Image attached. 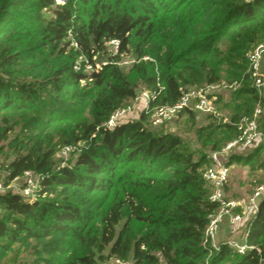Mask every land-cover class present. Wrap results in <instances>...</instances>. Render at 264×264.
I'll return each mask as SVG.
<instances>
[{
    "label": "trees",
    "instance_id": "obj_1",
    "mask_svg": "<svg viewBox=\"0 0 264 264\" xmlns=\"http://www.w3.org/2000/svg\"><path fill=\"white\" fill-rule=\"evenodd\" d=\"M194 5L203 18H195ZM110 39L118 41L114 54L106 49ZM259 43L264 0H0V151L8 131L22 130L9 142L13 154L0 167L3 181L18 180L25 170L43 174L31 201L13 189L0 193V253L34 242L47 256L32 264H262L264 193L240 232L251 247L242 254L226 241L210 248L203 232L217 205L208 200L202 176L208 154L194 156L180 135L148 128L145 110L136 120L104 126L134 98L139 82L151 94L150 108L174 103L190 86L238 81L229 90V120L206 114L211 120L195 130L202 141L220 129L228 140L236 137V125L257 99L246 52ZM130 54L136 61L123 70L121 55ZM146 54L157 60L156 69L141 59ZM226 92L217 96V109L227 106L218 105ZM261 109L257 127L264 139V101ZM179 114L199 113L186 108ZM75 120L78 134L58 130ZM78 140L84 144L74 162L54 168V153ZM225 143L214 140L210 151ZM263 150L259 141L232 151L226 164L262 160ZM244 201L237 200L236 211ZM137 221L143 226L135 227Z\"/></svg>",
    "mask_w": 264,
    "mask_h": 264
},
{
    "label": "built area",
    "instance_id": "obj_2",
    "mask_svg": "<svg viewBox=\"0 0 264 264\" xmlns=\"http://www.w3.org/2000/svg\"><path fill=\"white\" fill-rule=\"evenodd\" d=\"M61 2V0H57ZM106 49L109 53H116L118 48V41L110 39L106 43ZM264 44L259 43L253 46L246 52L247 67L246 72L251 79V86L256 92V102L253 111L250 115L244 116L240 121V132L236 137L225 143L218 149L212 150L208 154L209 164L204 168L202 176L208 185L209 194L208 200L216 203V209L207 215V224L203 232V242L208 244L210 248H215L213 243L217 236L220 225L225 222L229 226L246 224L256 213L257 204L260 196L264 193V182L255 186L252 192L247 196L242 204L241 210L236 211L237 200L228 198L225 194L224 184L229 175V166L227 158L230 152L235 150H242V148H251L259 141L264 146V139L261 137V132L257 127V119L261 114V102L264 101ZM135 58L129 55H121L118 64L122 66H131L135 62ZM90 67V65H86ZM96 69L99 64H96ZM238 81H215L199 86H190L181 91V94L174 103L152 106L149 108L150 92L146 88H141L136 91L133 103L137 102L141 105L145 112L150 116L151 124L159 126L175 116H177L184 109L189 108L200 114H209L211 116H218L216 108L217 96L229 90L237 88ZM131 105H124L115 109L106 119L104 126L113 127L118 120L131 109ZM251 146V147H249ZM71 150L70 145H63L58 153L61 157H65ZM262 160L264 163V150L262 153ZM43 174L36 173L31 170H25L20 177V185L17 186L4 184L2 170L0 168V193L6 189H14L22 195V197L31 201L37 195L40 181ZM228 247L234 249L237 253L242 254L251 246L247 245L244 238L240 240L229 239L226 241ZM113 264H132L130 261L113 260ZM264 264V261L263 263Z\"/></svg>",
    "mask_w": 264,
    "mask_h": 264
},
{
    "label": "rangeland",
    "instance_id": "obj_3",
    "mask_svg": "<svg viewBox=\"0 0 264 264\" xmlns=\"http://www.w3.org/2000/svg\"><path fill=\"white\" fill-rule=\"evenodd\" d=\"M174 1L181 2L182 0H170L171 3ZM195 12V18H203L200 16L199 12H201V9L198 7V5H194ZM204 10V9H203ZM42 14L48 15L44 10H42ZM24 45H18L17 48H20ZM27 51L24 50L22 52L26 53ZM102 57V61L106 58L105 54ZM131 57H136L135 54H130ZM144 61H148L149 67L156 69L158 67L157 60L154 57H151L150 55L146 54L142 58ZM82 58L78 56L73 63L72 68L74 70L80 69V62ZM138 61V60H137ZM71 62V61H70ZM35 63L37 64V68L40 69L42 63L40 59H36ZM123 70H130L131 66H120ZM263 67H264V58H263ZM85 72H90L91 68L85 66L83 69ZM225 67H222L219 74L221 75V79H225ZM223 75V76H222ZM85 81H81L80 85H84ZM144 88L143 85L139 82L137 84L136 91ZM231 93L227 91L224 93L221 98L219 99L218 105L222 106L224 102H228L227 106L223 109H217L218 116L222 118L223 121H228L230 116V108L233 106V102L231 101ZM124 105H131V109L125 113L119 120L118 123L130 121V120H136L139 118L140 113L143 111L141 105L137 102H134L132 100H129L127 102H124ZM86 114V113H85ZM146 118H145V124L148 128L153 129L154 131H172L176 134L180 135L186 146L193 150L194 156H198L201 154H209L210 152V145L215 140L217 144L222 145L223 143H227L228 141V134L227 132H224L223 129H220L216 132V135L213 140H207L202 141L203 136H197L196 135V128L206 124L211 119H207L204 114H197L194 117L187 116L185 114H178L171 120L159 125L154 126L151 124L150 116L148 112H145ZM82 118V115H81ZM79 120L72 121L68 123L67 125L59 128L58 130L67 129L68 131H74L75 134H78L79 132ZM237 128H240V124L236 125ZM22 130L20 127L15 126L12 130L8 131L6 134V137L4 138V141L2 145L4 146L3 149L0 151V167L2 170L4 169V166H6V162L13 154V148L10 147L9 142L14 140L15 137H17V134L20 133ZM233 139V138H232ZM17 141V140H15ZM84 144L82 140H78L77 142L73 143L71 146L70 152L65 156L61 157L56 151L52 157L53 161V167L56 168L58 165H71L74 162V158L77 154V152L80 150V147ZM251 147V146H249ZM247 148H242V151L244 152ZM261 158L254 160L253 162L249 163L248 165H243L242 163H231L229 166V179L226 184V190L225 194L228 198H233L235 200H238L240 202H243L246 196L250 194V192L253 190L255 186L258 185L260 180L264 178V168L261 163ZM21 182L20 179L15 180L12 182L11 185H15ZM121 186V183L118 184L116 190ZM119 188L118 190H120ZM14 190V189H13ZM135 192L138 194L139 189H136ZM248 194V195H247ZM146 200L150 204L154 203V197L153 195H150L148 192H146ZM112 197V196H111ZM102 200V198L96 197L95 203H98ZM135 227L143 226V223L140 221H137L134 223ZM242 226L241 225H234L229 226L227 223H222L220 225L219 231L217 233L216 238L214 239L213 243L215 247L219 242L227 241L229 239H235L240 240V232H241ZM210 253V252H209ZM55 256H60V254L54 253ZM40 256L45 257L47 254L43 251H40V246H35L34 242H28L24 245H12L7 251H4L3 253H0V264H32V262L39 258Z\"/></svg>",
    "mask_w": 264,
    "mask_h": 264
}]
</instances>
